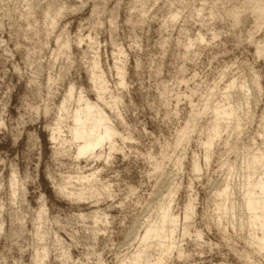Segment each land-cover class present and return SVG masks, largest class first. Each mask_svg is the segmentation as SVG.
Wrapping results in <instances>:
<instances>
[{"label": "clouds", "instance_id": "9594fccd", "mask_svg": "<svg viewBox=\"0 0 264 264\" xmlns=\"http://www.w3.org/2000/svg\"><path fill=\"white\" fill-rule=\"evenodd\" d=\"M0 264H264V0H0Z\"/></svg>", "mask_w": 264, "mask_h": 264}]
</instances>
